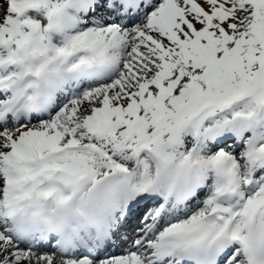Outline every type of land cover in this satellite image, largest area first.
<instances>
[{
  "label": "snow or ice",
  "instance_id": "6c2138e0",
  "mask_svg": "<svg viewBox=\"0 0 264 264\" xmlns=\"http://www.w3.org/2000/svg\"><path fill=\"white\" fill-rule=\"evenodd\" d=\"M0 264H264V0H0Z\"/></svg>",
  "mask_w": 264,
  "mask_h": 264
}]
</instances>
